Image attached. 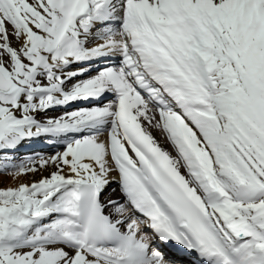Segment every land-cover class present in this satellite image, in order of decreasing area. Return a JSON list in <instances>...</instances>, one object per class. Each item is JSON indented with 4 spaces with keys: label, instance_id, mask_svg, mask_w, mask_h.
<instances>
[{
    "label": "snow or ice",
    "instance_id": "snow-or-ice-1",
    "mask_svg": "<svg viewBox=\"0 0 264 264\" xmlns=\"http://www.w3.org/2000/svg\"><path fill=\"white\" fill-rule=\"evenodd\" d=\"M43 169L0 264H264V0H0V172Z\"/></svg>",
    "mask_w": 264,
    "mask_h": 264
},
{
    "label": "bare ground",
    "instance_id": "bare-ground-1",
    "mask_svg": "<svg viewBox=\"0 0 264 264\" xmlns=\"http://www.w3.org/2000/svg\"><path fill=\"white\" fill-rule=\"evenodd\" d=\"M13 44L14 45L16 44L15 40H13ZM151 131L154 132L155 128L151 129ZM46 173H47V169H43V170L36 171L34 174L29 173L26 175L15 177V178L13 177V174L11 172L0 174V187L17 186L19 183H22V182H30L32 180L39 179L42 174H46ZM114 184L115 183L113 182V185ZM113 195L121 197V195L118 194L117 189H116V192L113 193Z\"/></svg>",
    "mask_w": 264,
    "mask_h": 264
},
{
    "label": "rangeland",
    "instance_id": "rangeland-1",
    "mask_svg": "<svg viewBox=\"0 0 264 264\" xmlns=\"http://www.w3.org/2000/svg\"><path fill=\"white\" fill-rule=\"evenodd\" d=\"M30 2H31V0H30ZM155 132L157 133V129H155Z\"/></svg>",
    "mask_w": 264,
    "mask_h": 264
}]
</instances>
